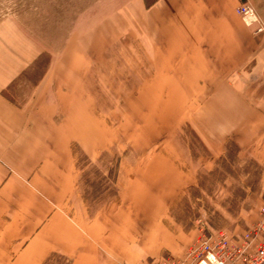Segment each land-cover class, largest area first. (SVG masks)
I'll return each mask as SVG.
<instances>
[{"label":"rangeland","instance_id":"374dc122","mask_svg":"<svg viewBox=\"0 0 264 264\" xmlns=\"http://www.w3.org/2000/svg\"><path fill=\"white\" fill-rule=\"evenodd\" d=\"M149 1L0 0V26L22 40L29 60L5 95L26 112L40 98L58 109L56 123L35 116L34 124L64 164L23 167L22 176L58 205L74 194L71 213L81 201L91 222L72 244L83 253L79 264H136L135 250L148 254L137 264H198L203 244L244 264L264 245V167L239 134L246 125L257 141L264 131L253 104L264 100V0L231 7V25L251 42L234 72L220 29L200 44L171 20L164 33L155 8L162 0Z\"/></svg>","mask_w":264,"mask_h":264},{"label":"crops","instance_id":"0c3cea01","mask_svg":"<svg viewBox=\"0 0 264 264\" xmlns=\"http://www.w3.org/2000/svg\"><path fill=\"white\" fill-rule=\"evenodd\" d=\"M234 4L235 0H162L155 8L162 13L163 22H159V27H162L164 33L167 23L171 20L170 23L178 24L188 33V38L194 44L207 42L208 34L220 29L228 46L234 52L233 57L236 56L232 67L234 72L237 67L238 70L243 67L245 55L251 46L249 37L242 34L238 26L236 32L234 23L232 25L230 23L234 20L231 8ZM173 40L170 35L164 39L170 44ZM199 51L202 53L205 50ZM28 61L22 58V40L15 35L12 36L10 27L0 26V264H43L54 255L68 259L69 264H79L78 260L83 253L73 251L72 249L76 248L72 244L82 242L81 234L78 233L87 229V223L91 222L85 221L81 201L76 200L77 210L71 213L69 202L74 194L69 196L67 193L58 205L56 197L43 193L37 184L32 187L34 191L28 190L29 177L22 176L23 167L32 171L35 168L40 170L44 166L47 168L48 165L51 168H58L56 161L58 164L64 162L62 157L50 151L46 143L40 140L44 136L43 132L34 124L35 116L37 122L41 118L51 125L56 123L58 109L52 104L53 100H50L52 105L49 107L50 104L43 105L45 101L40 98L38 100L40 104L26 112L22 105L12 102L5 95L12 83L22 76V69L26 67ZM224 71L230 72L228 68ZM42 84L43 80L35 88L33 103ZM50 85L47 84V89ZM221 85L212 86L219 88ZM49 94L50 92L47 93L48 96ZM253 104L256 107L254 108L264 115V100H258ZM244 108L248 111L252 109L250 105ZM221 110L229 127H232L235 124L234 115L233 118L226 105ZM248 129L249 127L245 125L241 128V133L239 132L246 142L254 143L250 151L245 153L249 159L257 161L264 167V157L257 156L263 146L264 131L255 133L258 140L254 141L255 139L248 140L254 137V133L247 132ZM237 130L239 126L233 129L234 132ZM52 180L58 188V180ZM76 211L82 218L74 215ZM135 253L136 264L148 257V254H140L138 250H135ZM94 259L98 262L97 258Z\"/></svg>","mask_w":264,"mask_h":264},{"label":"built area","instance_id":"2783aa9c","mask_svg":"<svg viewBox=\"0 0 264 264\" xmlns=\"http://www.w3.org/2000/svg\"><path fill=\"white\" fill-rule=\"evenodd\" d=\"M262 225L264 229V207L261 210ZM195 257H200L198 264H234L233 259L224 258L211 252L210 247L207 244H203L199 251H194ZM244 264H264V245L243 262Z\"/></svg>","mask_w":264,"mask_h":264},{"label":"trees","instance_id":"16d2710c","mask_svg":"<svg viewBox=\"0 0 264 264\" xmlns=\"http://www.w3.org/2000/svg\"><path fill=\"white\" fill-rule=\"evenodd\" d=\"M153 1H154V0H151V1H149V2L152 4V3H153Z\"/></svg>","mask_w":264,"mask_h":264}]
</instances>
